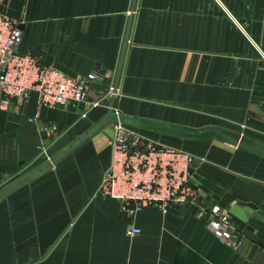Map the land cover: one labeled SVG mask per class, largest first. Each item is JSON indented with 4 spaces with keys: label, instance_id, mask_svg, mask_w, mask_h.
I'll return each instance as SVG.
<instances>
[{
    "label": "crops",
    "instance_id": "crops-1",
    "mask_svg": "<svg viewBox=\"0 0 264 264\" xmlns=\"http://www.w3.org/2000/svg\"><path fill=\"white\" fill-rule=\"evenodd\" d=\"M0 11L20 23L22 52L44 67L104 71L88 104L40 110L32 94L0 105V191L111 113L219 127L264 144V0H0ZM37 113L58 125L55 137L29 122ZM115 125L0 202V264H264V159L216 140L137 129L195 157L197 194L167 213L141 211L139 234L129 236L120 204L97 195ZM216 206L230 217L231 244L208 228Z\"/></svg>",
    "mask_w": 264,
    "mask_h": 264
},
{
    "label": "built area",
    "instance_id": "built-area-1",
    "mask_svg": "<svg viewBox=\"0 0 264 264\" xmlns=\"http://www.w3.org/2000/svg\"><path fill=\"white\" fill-rule=\"evenodd\" d=\"M22 46L20 23L0 11V105L4 109L27 102L32 94L38 95L40 110L71 103L88 104L93 84L103 79V69L86 76H69L44 67L37 57L22 52ZM99 106V101L89 103L83 117ZM39 113L29 122L41 124V132L48 139L55 137L60 130L58 125L42 123ZM110 159L97 195L120 204L121 213L133 225L129 236L139 234L134 222L141 211L156 208L167 213L187 206L196 197L191 182L195 157L137 129L115 125ZM223 215L225 212L219 206L214 207L206 217L207 225L217 238L231 244L234 233L228 219L221 218ZM234 246L238 248L236 243Z\"/></svg>",
    "mask_w": 264,
    "mask_h": 264
},
{
    "label": "water",
    "instance_id": "water-1",
    "mask_svg": "<svg viewBox=\"0 0 264 264\" xmlns=\"http://www.w3.org/2000/svg\"><path fill=\"white\" fill-rule=\"evenodd\" d=\"M116 93H117V89L114 90V95ZM111 123L121 124L128 127L141 129L144 131H149L164 136L177 138L184 141L204 142L209 140H216L264 159L263 143L246 138L240 134H237L235 132L223 128L206 127L203 129H191L176 125H170L166 123L126 117L123 115L111 113L103 121H101V123H99L93 130H91L87 135H85L77 142H75L73 145H71V147L62 151L61 153L56 155L53 159L49 160L47 163L29 172L25 176L21 177L20 179H18L17 181H15L14 183L10 184L9 186L5 187L2 191H0V202L6 199L12 193L18 191L21 188V186L26 182L35 180L46 174L48 171L52 170L53 166L58 164L65 156H67L78 146L85 143L87 140L91 139L98 133L103 132L104 129Z\"/></svg>",
    "mask_w": 264,
    "mask_h": 264
},
{
    "label": "rangeland",
    "instance_id": "rangeland-1",
    "mask_svg": "<svg viewBox=\"0 0 264 264\" xmlns=\"http://www.w3.org/2000/svg\"><path fill=\"white\" fill-rule=\"evenodd\" d=\"M169 146V145H168ZM171 147H174V146H171ZM174 148H177V147H174ZM178 149H180V148H178ZM202 214V213H201ZM200 214V215H201ZM199 215V216H200ZM202 215H204V214H202ZM203 217H205V215L203 216ZM206 217H207V215H206ZM201 218V217H200ZM221 218H223V219H225V218H227L228 219V221H229V223H230V226H232V223H231V220H230V217L228 216V215H223V216H221ZM226 220V219H225Z\"/></svg>",
    "mask_w": 264,
    "mask_h": 264
}]
</instances>
